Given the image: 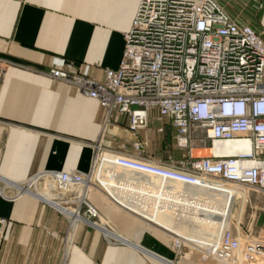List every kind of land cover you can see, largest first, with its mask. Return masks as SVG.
Instances as JSON below:
<instances>
[{
    "label": "crops",
    "instance_id": "obj_1",
    "mask_svg": "<svg viewBox=\"0 0 264 264\" xmlns=\"http://www.w3.org/2000/svg\"><path fill=\"white\" fill-rule=\"evenodd\" d=\"M216 1L238 23L256 29L264 41V0ZM138 3L0 0V188L6 184L12 188L44 171L86 173L92 166L95 144L104 150L134 154L130 144L139 139L144 142V154L156 161L182 155L175 146L174 130L165 125L163 132L158 131L155 110L149 112L148 126L137 135L128 130V117L116 112L102 131L104 110L99 103L47 73L50 67L61 68L68 61L98 79L106 68H117L124 34ZM166 133L170 145L164 140ZM115 173L112 179L124 187L113 189V198L99 189L90 191L88 198L125 242L106 238L84 221L69 229L66 216L31 194L14 200L0 194V216L7 218L0 264H222L198 255L175 263L171 236L164 227L182 235L178 228L183 213L191 217V229L227 218L231 202L226 211L216 210L201 206L192 197L202 193L200 189L171 182L162 186L136 172ZM185 196L193 206L180 202ZM205 196L210 201L214 194ZM251 199L259 204L257 195L251 194ZM239 206L237 198L231 221L241 232L236 224ZM250 210L247 208L244 217ZM256 213L253 229L264 227V212Z\"/></svg>",
    "mask_w": 264,
    "mask_h": 264
},
{
    "label": "built area",
    "instance_id": "obj_2",
    "mask_svg": "<svg viewBox=\"0 0 264 264\" xmlns=\"http://www.w3.org/2000/svg\"><path fill=\"white\" fill-rule=\"evenodd\" d=\"M47 73L99 103L104 110L102 131L116 112L128 117V130L137 135L155 110L158 131L170 126L182 155L156 161L144 154L139 139L130 144L134 154L95 144L88 172H40L12 188L3 185L2 196L14 200L31 194L66 216L69 229L84 221L106 238L125 242L88 193L99 189L113 198L112 190L124 187L112 179L115 172H136L162 186L171 182L200 189L202 193L191 194L197 201H207L210 192L214 194L210 201L218 207L231 202L227 218H215L207 225L216 229L214 234L202 225L191 229L187 225L185 235L197 234L198 241L164 227L171 236L175 263L195 253L222 264H264V227L251 228L256 212H264V41L256 29L238 23L216 0H139L117 68H106L98 79L68 61ZM218 141L236 147L229 153L216 152ZM192 149L211 152L193 155ZM251 194L259 197V204L252 203ZM237 198L236 224L241 232L231 221ZM188 200L180 198L186 207L192 204ZM247 208L251 210L244 217ZM184 215L181 226L189 221ZM6 226L7 218L0 216V249Z\"/></svg>",
    "mask_w": 264,
    "mask_h": 264
},
{
    "label": "rangeland",
    "instance_id": "obj_3",
    "mask_svg": "<svg viewBox=\"0 0 264 264\" xmlns=\"http://www.w3.org/2000/svg\"><path fill=\"white\" fill-rule=\"evenodd\" d=\"M168 139V140H167ZM166 140H167V143L170 145L171 144V138H166ZM205 200H207V201H200L199 203H200V205L201 206H204V207H210V208H213V209H216V210H218V206L216 205V204H213L211 201H209L208 199H207V197L205 196ZM237 205H238V203H237ZM205 216V214H202V217H204ZM187 219H189L190 221H191V217H188ZM187 225H189V224H185L183 227H179L178 229H179V231L181 232V234L184 236V237H186V238H189V239H191V240H194V239H200V237H199V235H197L196 233V235H193V233L192 234H190V235H185V234H187V233H184V231L185 232H187L186 231V227H188ZM207 225H209V224H207ZM207 225H203V226H201L203 229H210V230H208L209 232L208 233H210V235H212V234H214V232H216V229L215 228H210V227H208ZM191 226L189 225V228H190ZM184 230V231H183ZM188 251H189V249H187ZM195 255H197V254H195L194 253V255L193 256H195ZM187 257H191V255H187ZM196 257V256H195Z\"/></svg>",
    "mask_w": 264,
    "mask_h": 264
},
{
    "label": "bare ground",
    "instance_id": "obj_4",
    "mask_svg": "<svg viewBox=\"0 0 264 264\" xmlns=\"http://www.w3.org/2000/svg\"><path fill=\"white\" fill-rule=\"evenodd\" d=\"M215 149H216V152H232V150L236 147L235 144H233L232 142H229V141H218V142H215ZM211 150L210 149H203V150H200V149H192L191 153L193 155H208L210 154ZM230 204L227 203L226 207H224L225 205H223L221 208L223 210H227L228 207H229Z\"/></svg>",
    "mask_w": 264,
    "mask_h": 264
},
{
    "label": "trees",
    "instance_id": "obj_5",
    "mask_svg": "<svg viewBox=\"0 0 264 264\" xmlns=\"http://www.w3.org/2000/svg\"><path fill=\"white\" fill-rule=\"evenodd\" d=\"M168 136V133H166V136H165V139L164 140H166V137Z\"/></svg>",
    "mask_w": 264,
    "mask_h": 264
}]
</instances>
